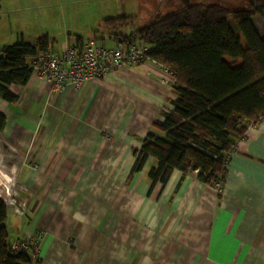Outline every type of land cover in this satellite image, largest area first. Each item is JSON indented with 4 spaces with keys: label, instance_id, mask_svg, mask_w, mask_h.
<instances>
[{
    "label": "crops",
    "instance_id": "obj_1",
    "mask_svg": "<svg viewBox=\"0 0 264 264\" xmlns=\"http://www.w3.org/2000/svg\"><path fill=\"white\" fill-rule=\"evenodd\" d=\"M22 7L7 9L9 20L26 23L5 35L0 50L20 38L36 45L48 37V51L58 54L91 40L110 48L122 42L105 27L106 19L116 18L111 14L100 16L105 31L69 28V34L66 28L60 38L51 19L46 23L37 9ZM252 23L264 37L263 19L254 16ZM169 80L148 59L79 91L50 93L49 84L32 74L27 85L10 86L17 103L0 95L6 118L0 186L11 181L28 201L25 218L8 206L9 242L45 233L41 264H264V117L237 142L221 191L200 182L198 172L181 179L176 171L149 194L154 160L128 179L134 151L172 108ZM28 154L39 171L24 164Z\"/></svg>",
    "mask_w": 264,
    "mask_h": 264
},
{
    "label": "trees",
    "instance_id": "obj_2",
    "mask_svg": "<svg viewBox=\"0 0 264 264\" xmlns=\"http://www.w3.org/2000/svg\"><path fill=\"white\" fill-rule=\"evenodd\" d=\"M229 15L246 47L230 28ZM254 16L264 21V0H246L245 6L233 9L220 2L191 3L171 15L158 16L129 36L116 35L121 43L150 47L147 58L175 77L172 108L153 123V131L134 151L128 179L154 160L148 170L149 194L158 183L166 186L176 171L181 179L198 172L197 179L208 187L225 185L237 142L245 138L249 125L264 117V37L252 23ZM129 20L121 16L104 24L112 28ZM49 45L48 37L37 39L36 45L20 38L0 50V95L6 102L17 103L10 86L28 84L32 61ZM5 123L0 114V131ZM7 215V202L0 192V264H30L23 254L8 249Z\"/></svg>",
    "mask_w": 264,
    "mask_h": 264
},
{
    "label": "built area",
    "instance_id": "obj_3",
    "mask_svg": "<svg viewBox=\"0 0 264 264\" xmlns=\"http://www.w3.org/2000/svg\"><path fill=\"white\" fill-rule=\"evenodd\" d=\"M148 50L143 45L120 43L114 48H107L96 40H91L83 45L65 47L58 54L53 51L41 53L37 60L31 65L32 74L44 79L49 84L50 93L60 92L72 88L79 91L86 83L96 81L118 70H131L147 58ZM162 67V66H161ZM170 80L164 84L173 89L175 77L172 71L163 68ZM30 154L23 159L24 164L30 167L31 171H39L38 161L32 160ZM15 185L7 181L0 186V192L16 213L24 217L27 213V202L19 199ZM219 191L222 186L216 187ZM43 236L35 240H14L9 242L8 249L13 253L23 254L30 264H36L39 260V250Z\"/></svg>",
    "mask_w": 264,
    "mask_h": 264
},
{
    "label": "rangeland",
    "instance_id": "obj_4",
    "mask_svg": "<svg viewBox=\"0 0 264 264\" xmlns=\"http://www.w3.org/2000/svg\"><path fill=\"white\" fill-rule=\"evenodd\" d=\"M190 1L193 4H215L220 2L230 9L246 5V0ZM23 4L37 9V14L41 15V17L45 15L46 23L48 21L50 22L51 19V24H53L55 30L54 32L57 36H60V38L63 37V32L66 28L67 31L70 30L69 28L79 29V31L84 34L92 30L105 31L99 22L102 14L106 18H108L107 16L109 14H111L110 16L112 17H121L122 15L130 17L128 24L116 25L109 30L112 34L129 36L134 31L151 24L158 16L165 17L171 15L177 12L182 6L179 0H11L6 2L3 8L0 7V42L10 31L23 28L26 23H24L23 17L21 19L15 17L10 20L6 17L7 9H12V7L23 8ZM116 6L117 11H115ZM86 8H89V10H86ZM227 21L233 33L241 39L243 46L246 47V42L236 26L233 16L229 15ZM68 32L72 34L71 31ZM80 32L78 35L81 34ZM105 47L110 48V44L107 43ZM125 105H127V102H125ZM1 159L2 157L0 156V163ZM21 191L22 190L17 191L19 199H25L28 205L27 197H22ZM27 216L28 213L24 215V218ZM40 235L44 238L45 233L41 232L38 236Z\"/></svg>",
    "mask_w": 264,
    "mask_h": 264
},
{
    "label": "water",
    "instance_id": "obj_5",
    "mask_svg": "<svg viewBox=\"0 0 264 264\" xmlns=\"http://www.w3.org/2000/svg\"><path fill=\"white\" fill-rule=\"evenodd\" d=\"M183 6H189L191 4L190 0H181Z\"/></svg>",
    "mask_w": 264,
    "mask_h": 264
}]
</instances>
